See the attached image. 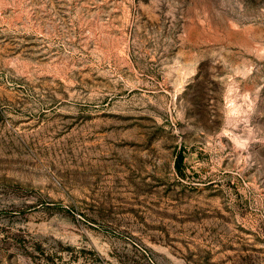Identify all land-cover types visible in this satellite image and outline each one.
Returning <instances> with one entry per match:
<instances>
[{"label": "rangeland", "instance_id": "1", "mask_svg": "<svg viewBox=\"0 0 264 264\" xmlns=\"http://www.w3.org/2000/svg\"><path fill=\"white\" fill-rule=\"evenodd\" d=\"M0 264H264V0H0Z\"/></svg>", "mask_w": 264, "mask_h": 264}, {"label": "trees", "instance_id": "2", "mask_svg": "<svg viewBox=\"0 0 264 264\" xmlns=\"http://www.w3.org/2000/svg\"><path fill=\"white\" fill-rule=\"evenodd\" d=\"M180 161H182V155H181V157H180V159H179Z\"/></svg>", "mask_w": 264, "mask_h": 264}]
</instances>
